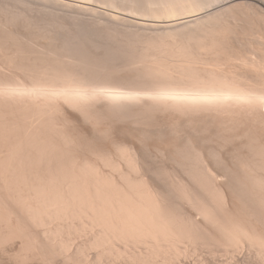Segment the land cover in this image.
<instances>
[{
    "label": "bare ground",
    "instance_id": "1",
    "mask_svg": "<svg viewBox=\"0 0 264 264\" xmlns=\"http://www.w3.org/2000/svg\"><path fill=\"white\" fill-rule=\"evenodd\" d=\"M10 1L0 256L264 264V12L244 30L242 0Z\"/></svg>",
    "mask_w": 264,
    "mask_h": 264
},
{
    "label": "rangeland",
    "instance_id": "2",
    "mask_svg": "<svg viewBox=\"0 0 264 264\" xmlns=\"http://www.w3.org/2000/svg\"><path fill=\"white\" fill-rule=\"evenodd\" d=\"M4 1H6V4L4 3ZM4 1H1V0H0V5H1V7H4V8H5V5H8V6H9L10 4H12V7L16 5L14 1H12V3H11L10 0H8V1H7V0H4ZM98 1H100V0H98ZM101 1H102V0H101ZM106 1H107V0H105V1L103 0L102 2L106 3ZM109 1H111V0H108V2H109ZM116 1H117L118 3H116ZM122 1H124V2H122ZM137 1H140V0H137ZM137 1H135V0H130V1H129V0H120V1H119V0H114V2L116 3V5L119 4V7H120V6L122 7V8L120 7L119 10H121V9L123 10L124 5L126 4V6H125V7H126V8H125L126 10H125L124 12H126V11H128V10H130V9L133 10V9H136V8H137L136 10H137V11L139 10V12H137V13H140V12H141V13H143V12L147 13L146 11H148V10H146V8L144 7V5H142L141 2H139L140 4H137V3H138ZM1 2H2L3 4H2ZM7 2H8V3H7ZM125 2H126V3H125ZM245 2H246V3H245ZM250 2H251V0H242V1H239L240 5L238 4V6L234 8L235 10H233L234 13L237 15V20H236V19H235L236 21L234 20L235 23H236V24H239V23H240V26H241V24L243 23L242 26H241V27L239 26L237 29H239V28H243V29L245 28V29H246V27L243 26V25H245V23H244L245 20H243V18L245 17L246 20H247V18H248L247 14H248L249 17H250V16H251L250 14L252 13L253 16H251L250 19H253L254 21H256V20L259 19L258 15H257V14L259 13V11L262 10V11L264 12V0H263V4L254 1V4L252 3V5H251V6H252V10H250V7H249V6H250ZM252 2H253V1H252ZM13 3H14L15 5H13ZM122 3H123V4H122ZM124 3H125V4H124ZM132 3H133L134 6L132 5ZM247 3H248L249 5H247ZM255 3H256V4H255ZM48 4H51V5H49V6H51V7H53V8H56V7H57V8H60V7L54 5V4L51 3V2L47 3V5H48ZM121 4H122L123 6H122ZM127 4H128V5H127ZM136 4H137V5H136ZM242 4H244V5H242ZM245 4H246V7H245ZM2 5H3V6H2ZM135 5H136V6H135ZM141 5L143 6V8H145L144 10H143V8H142ZM254 5H255V7H254ZM256 5L258 6L257 10H255L256 7H257ZM127 6H129L130 8H128ZM137 6L139 7V9H138ZM240 6H241V7H240ZM9 7H10V6H9ZM12 7H11V8H12ZM18 7H19V6H18ZM51 7H50V8H51ZM132 7H133V8H132ZM140 7H141V8H140ZM20 8H21V6H20ZM127 8H128V10H127ZM239 8H240V9H239ZM247 8H249V11H251V12L248 11V13H247V11H246V10H248ZM18 9H19V8H18ZM25 9H26V7H25ZM25 9H24V6H23V7H22V11H25ZM141 9L143 10V12H142ZM154 9H156V8H154ZM154 9H152V10L154 11ZM253 9H254V10H253ZM258 9H259V11H258ZM52 10H53V9H52ZM54 10H55V12H56L57 9H54ZM140 10H141V11H140ZM239 11H240V12H239ZM245 11H246V13H245ZM256 11H257L258 13H254V12H256ZM145 13H143V14H145ZM253 13H254L255 15H254ZM29 14H30V13H29ZM32 14H33V12L31 13V15H32ZM241 14H243V15L246 14V16H243V15H241ZM260 14H261V13H260ZM33 15L36 16V17L38 16L39 19L42 18V19L44 20L45 17H46V18H49L50 15H54V14H47V15H49V16H44L45 14H44V15H43V14L41 15V14H36V12H34ZM236 15H235V16H236ZM34 16H33V17H34ZM254 16H255V18H252V17H254ZM40 17H41V18H40ZM55 17H57V16L55 15ZM239 17H240V18H239ZM50 18H52V17H50ZM50 18H49V19H50ZM238 18H239V19H238ZM42 19H41L40 21H42ZM49 19H48V20H49ZM53 19H54V16H53V18L50 19L49 21H52ZM228 19H229V20H228ZM45 20L48 21L47 19H45ZM45 20H44V21H45ZM227 20H228V21H233V19H231V18H227ZM238 20H239V21H238ZM240 20H243V22L240 21ZM260 21H261V20H260ZM241 22H242V23H241ZM257 23L259 24L260 22L257 21ZM260 25H261V26H260ZM260 25H258V26H260L261 29H263V27H262V23H261ZM247 28H248V27H247ZM245 29H244V30H245ZM242 31H243V30H242ZM242 31H241V32H242ZM246 31L248 32L249 29H247ZM237 32H239V33H238L239 35L242 34V33L240 32V30H238ZM240 36H241V35H240ZM237 46H239V45H236V48H237ZM241 46H242V45H241ZM241 46H239L238 48H240ZM244 46H245V45H244ZM242 47H243V46H242ZM242 47H241L240 49H238V48H237V49L240 50L241 52L243 51V49H244V51H245V47H246V46H245L244 48H242ZM241 49H242V50H241ZM246 49H247V48H246ZM244 51H243L242 53L247 52V51H245V52H244ZM14 247H15V246H14ZM14 247H13V248H14ZM9 248H10V250L13 249V248H11V247H9ZM14 249H15V248H14ZM14 249H13V250H14ZM0 251H1V250H0ZM0 254H1V253H0ZM1 256H2V254H1ZM1 256H0V257H1ZM5 256L8 257V255H4L3 258H2V257L0 258V263H1V264H2V263H4V264H13V263H14V261H11L12 259H10L9 257L7 258V257H5ZM6 259H7V260H6ZM194 259H198V258H197V257H194ZM1 260H2V261H1ZM9 261H10V262H9ZM5 262H6V263H5Z\"/></svg>",
    "mask_w": 264,
    "mask_h": 264
}]
</instances>
